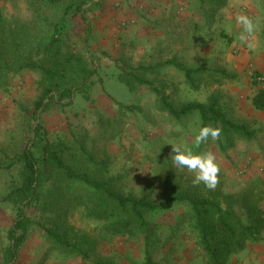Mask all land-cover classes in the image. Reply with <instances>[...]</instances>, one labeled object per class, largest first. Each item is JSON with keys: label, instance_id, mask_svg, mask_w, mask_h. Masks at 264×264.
Masks as SVG:
<instances>
[{"label": "trees", "instance_id": "1", "mask_svg": "<svg viewBox=\"0 0 264 264\" xmlns=\"http://www.w3.org/2000/svg\"><path fill=\"white\" fill-rule=\"evenodd\" d=\"M0 1H26L29 11L26 15L8 16L0 8V91L9 92L14 77L25 71L36 74L38 98L32 109L21 107L30 120H36L38 111L43 113L53 105L71 106L77 96L89 100L99 71L88 44L96 28L93 12L97 4L86 7L92 0ZM193 5L185 22L180 19L175 22L174 13L169 16L168 21L175 28L157 38V44L147 57L137 60L131 42L122 45L114 63L118 79L129 90L149 88L156 97L157 111L175 121L194 117L200 128L211 125L222 129L215 144L226 154L239 141L255 137V131L247 123L233 116L232 100L220 89L224 80L233 79L234 75L222 67L220 56L199 64L191 62L185 54L178 55L172 47L185 45L182 37L186 32L193 37H210L218 13L226 7L227 0H195ZM76 17H81L86 24L81 36L84 44L73 40L72 22ZM171 50L174 54L164 57ZM168 67L183 74V83L195 90L213 85L218 88L212 90L204 102H178L167 92L170 87L163 71ZM257 75V79L259 75L263 77ZM257 79L252 103L256 110L262 111L264 77L260 82ZM121 107L130 112L136 109L132 105ZM31 128L30 125V131ZM87 132L72 140L66 136L53 139L40 123L34 130V141L28 137L24 147L11 156L10 167L19 165V171L12 179L6 200L22 210V215L15 219L8 242L0 250V264H11L17 257L34 223L23 211L29 207L46 213L44 217L48 220L42 218L38 223L52 251L65 258L80 257L88 264H116L115 258L103 254L101 247L118 237L140 243V264H156L159 255L166 264H176L175 250L173 246L168 247V243L178 229L187 226L194 236L196 258L203 264H231L233 256L245 250L249 243L262 239L263 178H252L236 191H227L226 179L221 178L215 190H209L203 183L197 186L192 182L182 184L183 178L179 180L172 172H167L162 182L161 199H156L152 193L125 194L103 172L105 161L96 156L99 150ZM71 134L77 135L73 131ZM172 208L183 210L171 226L168 238H164L155 217ZM75 210L83 219L96 222L93 231L75 230L57 221V212L67 214Z\"/></svg>", "mask_w": 264, "mask_h": 264}, {"label": "rangeland", "instance_id": "2", "mask_svg": "<svg viewBox=\"0 0 264 264\" xmlns=\"http://www.w3.org/2000/svg\"><path fill=\"white\" fill-rule=\"evenodd\" d=\"M194 2L177 1L175 22L179 19L187 21ZM95 3L97 7L93 12V22L96 28L88 44L97 59L99 71L89 100L77 96L71 106L62 108L53 105L43 113L38 111L36 120H30L21 111V107L32 109L38 98L36 74L25 71L14 77L9 92L0 91V250L8 242L9 230L15 219L22 215V210H17L6 200L12 188V179L19 171V165L10 167L11 156L24 147L28 137L35 139L34 130L40 123H43L53 139L66 136L72 140L74 136L78 137L88 131L99 150L96 156L105 161L103 172L125 194L152 193L156 199H161L162 182L167 172H172L179 180L183 178L182 184L192 182L194 173L173 165L171 156L174 153L170 143L188 145L194 152H213L221 165L219 180L226 179L227 191L241 189L252 178L261 177L264 184V110H256L252 103L257 88L255 78L257 74L264 77V0H227L226 7L218 13L210 37H193V34L186 32L182 37L185 45L172 47L178 51V55L185 54L191 62L199 64L205 59L220 56L222 67L234 75L233 79L224 80L220 89L232 100L233 116L247 123L255 131V137L239 141L226 154L219 150L211 138L198 148L194 146L195 135L200 129L196 118L172 120L166 113L156 110V97L149 88L138 87L131 91L118 79L114 60L122 45L133 42L136 59L147 57L157 44V38L164 36L166 30L175 28L168 21L173 13L165 14L161 28L157 24L144 29L148 25L146 21L153 18L151 5L147 9L138 0H92L86 7ZM0 8L8 16L29 14L26 1H0ZM241 14L249 16L257 26L253 35L248 37L251 48L248 42L239 39L243 29L236 17ZM85 25L81 17H76L72 22L71 32L77 44H84L81 36L84 35ZM184 46H188L187 50L183 49ZM173 54L171 50L169 55L163 56L170 57ZM163 73L170 87L167 92L178 102H204L210 92L218 88V85H213L195 90L185 85L183 74L172 67ZM263 77L259 75L257 80L260 82ZM131 105L136 108L133 112L121 107ZM72 131L77 135L72 136ZM88 142L92 143L90 140ZM223 163L227 165L226 168L222 166ZM240 169L245 171L238 174ZM260 206L264 209V202ZM182 210L172 208L155 217V221L161 225L164 238L170 235L171 226L176 223ZM23 211L34 223L11 264H88L80 257L65 258L51 250L38 223L42 218L46 219V213L36 207ZM69 213L57 212V221L60 220L68 227L73 226L75 230L93 231L97 225L96 222L83 219L78 210ZM172 238L168 247L173 246L175 250L176 264H203L196 258L194 236L188 226L178 229ZM101 248L103 254L115 258L116 264L142 262V248L136 240L118 237ZM235 256L231 264L236 263ZM156 264H166L162 255L156 258Z\"/></svg>", "mask_w": 264, "mask_h": 264}, {"label": "clouds", "instance_id": "3", "mask_svg": "<svg viewBox=\"0 0 264 264\" xmlns=\"http://www.w3.org/2000/svg\"><path fill=\"white\" fill-rule=\"evenodd\" d=\"M237 23L242 26L243 31L239 35L242 42H248V37L252 36L256 30V24L247 15H237ZM251 48L252 44L248 42ZM222 129L211 125L202 126L194 138V146L199 147L202 143L211 138L213 141L220 139ZM173 155L171 156L173 165L177 168L187 169L189 173H194L192 184L194 186L201 183L209 190H215L219 183V173L221 165L216 155L211 151L194 152L193 148L184 144H172Z\"/></svg>", "mask_w": 264, "mask_h": 264}, {"label": "crops", "instance_id": "4", "mask_svg": "<svg viewBox=\"0 0 264 264\" xmlns=\"http://www.w3.org/2000/svg\"><path fill=\"white\" fill-rule=\"evenodd\" d=\"M147 9L152 6L154 12L153 18L147 20L144 29L152 27L151 25H157L162 27L165 14L170 12L174 13L177 9V1L181 3H188L190 0H138ZM150 15V14H148ZM154 27V26H153ZM224 168L227 167L225 163L222 165ZM234 264H264V233L262 239L259 242L249 243L245 250L240 252L234 257Z\"/></svg>", "mask_w": 264, "mask_h": 264}, {"label": "built area", "instance_id": "5", "mask_svg": "<svg viewBox=\"0 0 264 264\" xmlns=\"http://www.w3.org/2000/svg\"><path fill=\"white\" fill-rule=\"evenodd\" d=\"M243 171H245V169L244 170H238V174H241V173H243Z\"/></svg>", "mask_w": 264, "mask_h": 264}, {"label": "water", "instance_id": "6", "mask_svg": "<svg viewBox=\"0 0 264 264\" xmlns=\"http://www.w3.org/2000/svg\"><path fill=\"white\" fill-rule=\"evenodd\" d=\"M32 139H34V137H32Z\"/></svg>", "mask_w": 264, "mask_h": 264}]
</instances>
